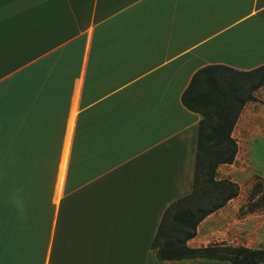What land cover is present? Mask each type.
I'll use <instances>...</instances> for the list:
<instances>
[{
	"label": "crops",
	"instance_id": "crops-1",
	"mask_svg": "<svg viewBox=\"0 0 264 264\" xmlns=\"http://www.w3.org/2000/svg\"><path fill=\"white\" fill-rule=\"evenodd\" d=\"M263 64L264 0H0V264H230L159 260L150 245L192 186V75ZM253 97L216 168L238 192L264 84ZM225 204L188 247L230 245L209 225Z\"/></svg>",
	"mask_w": 264,
	"mask_h": 264
},
{
	"label": "trees",
	"instance_id": "trees-1",
	"mask_svg": "<svg viewBox=\"0 0 264 264\" xmlns=\"http://www.w3.org/2000/svg\"><path fill=\"white\" fill-rule=\"evenodd\" d=\"M264 84V64L250 70L224 65L198 69L181 93L184 107L199 115L192 186L188 194L170 202L163 211L151 248L159 260L205 258L230 264L264 263V248L213 243L188 247L196 225L238 193L236 183L216 178V168L232 162L236 143L230 136L243 105L254 99L253 92ZM264 208L260 181L252 184L244 212Z\"/></svg>",
	"mask_w": 264,
	"mask_h": 264
},
{
	"label": "rangeland",
	"instance_id": "rangeland-1",
	"mask_svg": "<svg viewBox=\"0 0 264 264\" xmlns=\"http://www.w3.org/2000/svg\"><path fill=\"white\" fill-rule=\"evenodd\" d=\"M254 124L259 130L255 128L252 133L244 134L241 142L244 152L238 154L235 165L241 168L236 177L240 185L239 192L225 204L221 214L209 225L225 233L223 243L264 248V208L244 212L252 184L260 181L264 188V119H255ZM230 169L228 166H221L216 176L223 177Z\"/></svg>",
	"mask_w": 264,
	"mask_h": 264
}]
</instances>
